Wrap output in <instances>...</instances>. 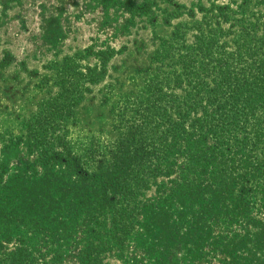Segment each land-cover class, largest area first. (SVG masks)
<instances>
[{"label":"trees","instance_id":"trees-1","mask_svg":"<svg viewBox=\"0 0 264 264\" xmlns=\"http://www.w3.org/2000/svg\"><path fill=\"white\" fill-rule=\"evenodd\" d=\"M217 10L215 26L208 16L196 26L193 45L186 43L187 25L162 40L152 57L158 65L142 89L113 107L117 137L105 145L92 138L74 150L64 128L75 117L85 85L105 74L118 51L93 53L94 65L82 64L83 53L52 65L59 91L24 121L25 146L34 159L17 168L24 174L31 169L39 184L58 188L64 197L73 195L62 203L61 223L92 217L93 226L79 227L86 234L81 257L87 264H104L103 250L123 254L137 215L147 208L139 196L160 177L168 181L158 189L168 206L194 205L191 227L212 230L210 244H197L198 257L241 264L242 249L264 240V22L260 35L246 26L230 42L221 41L226 31L220 20L229 21L228 7ZM59 163L60 174L54 170ZM7 170L0 167V183ZM12 177L23 182L19 172ZM12 186H6L7 201L19 204L24 196ZM14 204L9 207L15 211ZM0 212L7 214L3 207ZM28 245L20 239L12 251H1L0 264H49L43 246ZM249 259L255 261H243Z\"/></svg>","mask_w":264,"mask_h":264},{"label":"rangeland","instance_id":"rangeland-1","mask_svg":"<svg viewBox=\"0 0 264 264\" xmlns=\"http://www.w3.org/2000/svg\"><path fill=\"white\" fill-rule=\"evenodd\" d=\"M219 6H227L229 14V21L220 20L226 31L221 41L230 42L246 26L261 34L264 0H0V167L8 168L0 183V210L7 211L0 212V252L12 251L23 239L29 247L43 246L39 249L49 264H87L82 259L86 234L79 227L93 226L92 217L82 214L79 221L67 218L61 223L65 218L62 203L73 195L64 197L58 188L39 184L31 169L24 174L17 168L34 159L25 146L24 121L59 91L52 65L76 53L85 54L83 65H94L93 53L107 47L118 51L108 61L105 74L85 85L75 117L64 128L74 150L86 147L92 138L105 145L117 137L113 107L142 89L158 65L152 57L162 40L171 38L177 26L187 25L186 43L193 45L199 34L196 26L206 16L215 26ZM87 47L92 53H85ZM60 165L55 166L56 172L64 169ZM36 169L44 174L42 167ZM16 172L22 174L23 182L14 180ZM150 181L139 196L147 208L142 206L137 215L136 229L123 254L103 250V263L222 264L217 258L196 254L197 244H210L212 230L202 224L191 227L194 205L175 201V208L168 206L163 200L166 194L158 191L162 182L168 186L167 179ZM7 185H16L24 196L19 204L7 201ZM11 204H18L15 211ZM242 251L243 259L255 261L242 259L241 264H264V240L251 241Z\"/></svg>","mask_w":264,"mask_h":264}]
</instances>
